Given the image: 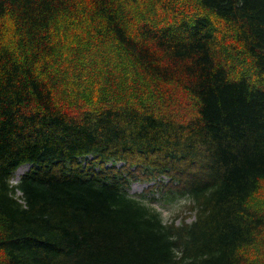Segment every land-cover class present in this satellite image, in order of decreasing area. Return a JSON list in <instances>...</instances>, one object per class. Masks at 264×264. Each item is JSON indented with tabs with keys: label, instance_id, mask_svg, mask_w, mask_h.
<instances>
[{
	"label": "trees",
	"instance_id": "1",
	"mask_svg": "<svg viewBox=\"0 0 264 264\" xmlns=\"http://www.w3.org/2000/svg\"><path fill=\"white\" fill-rule=\"evenodd\" d=\"M0 264H264V0H0Z\"/></svg>",
	"mask_w": 264,
	"mask_h": 264
},
{
	"label": "rangeland",
	"instance_id": "2",
	"mask_svg": "<svg viewBox=\"0 0 264 264\" xmlns=\"http://www.w3.org/2000/svg\"><path fill=\"white\" fill-rule=\"evenodd\" d=\"M184 99L180 100V104L184 103ZM121 163H118V165H120ZM28 167L27 165L22 164L20 167H18L16 169V171L14 172V177L12 181H16L18 179V177L24 172V170H26ZM153 183H148L146 181H136L130 184L129 187V193L130 194H138V193H142L143 191L147 190L150 186H152ZM156 197H160V195L156 194ZM185 199L180 198L177 199L176 201H172V202H164L161 200H156L155 202H153V206L161 212V215L163 217V219L165 221H170L172 219L173 215H179L180 217L185 216V217H189V212L185 211L183 209ZM186 213V214H185ZM176 219L179 220V217H177Z\"/></svg>",
	"mask_w": 264,
	"mask_h": 264
}]
</instances>
